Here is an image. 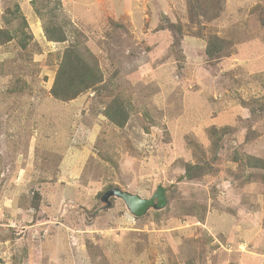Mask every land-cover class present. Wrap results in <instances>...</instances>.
Segmentation results:
<instances>
[{
	"label": "rangeland",
	"instance_id": "obj_1",
	"mask_svg": "<svg viewBox=\"0 0 264 264\" xmlns=\"http://www.w3.org/2000/svg\"><path fill=\"white\" fill-rule=\"evenodd\" d=\"M0 30V264H264V0H0ZM73 45L102 83L63 101Z\"/></svg>",
	"mask_w": 264,
	"mask_h": 264
},
{
	"label": "trees",
	"instance_id": "obj_2",
	"mask_svg": "<svg viewBox=\"0 0 264 264\" xmlns=\"http://www.w3.org/2000/svg\"><path fill=\"white\" fill-rule=\"evenodd\" d=\"M20 8H17L16 11L19 12ZM41 14V12L39 13ZM23 23H26V19L22 18ZM45 33L49 41L52 42H65L66 35L61 27L55 28H47L45 27ZM0 35L3 37L0 40V45L10 42L13 39V35L10 32H6L4 30H0ZM218 39L213 38L210 41V45L207 48V54L213 56L215 52H213V47ZM80 50L77 45H73L66 49L63 60L61 62L60 68L57 71V75L55 78V83L52 87V95L54 98L69 101L78 97L84 89H81V85H87L86 88H91L102 83V72L99 68L92 69L90 67L89 62L86 58H83L80 54H78ZM80 86H78V85ZM125 113V105L121 102L115 105V103L110 104L107 107L106 116L109 118L110 122L113 125L118 127H123L126 124V117L121 116ZM252 159L250 158V162L248 165H251ZM255 165V164H254ZM196 169L195 166L188 165L186 178L191 177V172Z\"/></svg>",
	"mask_w": 264,
	"mask_h": 264
},
{
	"label": "water",
	"instance_id": "obj_3",
	"mask_svg": "<svg viewBox=\"0 0 264 264\" xmlns=\"http://www.w3.org/2000/svg\"><path fill=\"white\" fill-rule=\"evenodd\" d=\"M112 198L122 200L135 218L146 216L150 210L162 211L168 205L167 189L163 186H159L151 198H143L119 188H112L103 195L102 202L106 203V206L102 207L100 211L111 206Z\"/></svg>",
	"mask_w": 264,
	"mask_h": 264
}]
</instances>
